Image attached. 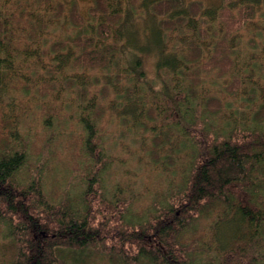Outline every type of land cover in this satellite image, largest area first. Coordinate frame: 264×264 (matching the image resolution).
Returning a JSON list of instances; mask_svg holds the SVG:
<instances>
[{
	"label": "trees",
	"instance_id": "1",
	"mask_svg": "<svg viewBox=\"0 0 264 264\" xmlns=\"http://www.w3.org/2000/svg\"><path fill=\"white\" fill-rule=\"evenodd\" d=\"M145 1L92 0L84 20L74 0H0V107L18 117L11 136L0 112V264H264V0ZM41 111L35 136L22 118Z\"/></svg>",
	"mask_w": 264,
	"mask_h": 264
},
{
	"label": "rangeland",
	"instance_id": "2",
	"mask_svg": "<svg viewBox=\"0 0 264 264\" xmlns=\"http://www.w3.org/2000/svg\"><path fill=\"white\" fill-rule=\"evenodd\" d=\"M65 1H70V0H65ZM74 1L77 4L78 14L84 20L89 19V10H90L92 0H74ZM184 1L202 2L203 5H205L206 7H211V8L217 7L221 3V0H184ZM145 2L147 4H149L148 0H146ZM144 8H146L145 5H143V8L141 7L140 9L135 10L134 11L135 15L131 19V23L133 24V27L136 29L138 28V30H141L142 26L145 24V23H142L140 20H138V18H141L143 20V18H144L143 14H145L147 12V10H145ZM48 32H50V34H49L50 37H52L54 35H57L58 37H60V36H63V35L70 32V26L61 21V22L55 23L54 27L51 25L48 28ZM133 32H135V30ZM151 32H152L151 27H148V29L145 30V33L147 35L142 34L141 37H138V38L136 35L134 36V40H135L137 49H141L142 47H144L145 49L149 48V45L151 43V37H152V35H150ZM246 34H248V32H243L240 36H243V35L246 36ZM237 37H238V35H237ZM236 38L234 40L237 41ZM122 39L124 41V37ZM138 39H139V41H138ZM230 39H232V37H230ZM138 42H139V44H138ZM137 49L135 50L134 48H132V50L135 54H137ZM139 54L143 55L145 53L139 52ZM143 68H144V71L146 73L145 79L146 80H148V79L152 80V82L154 83L153 85H155V86H156V84H159V82L156 80L157 77L155 75L153 54H147L145 56L144 61H143ZM2 80L0 81V84L1 83L7 84V82L9 81V79L3 80V81ZM12 83H14V81H12V82L9 81L8 86L12 85ZM153 88H155V87H153ZM3 96L4 95H0V99ZM9 97L11 99L14 98V100L17 101L18 99L21 98V95L17 94V93H12L9 95ZM236 107L243 110L245 107V104L238 102V105ZM0 112H1V118L3 117L4 122L6 123V124H4L3 130L8 135L16 136V134H17L16 131L10 129L14 124H10L9 122L5 121L6 118H10V119H14L15 121H18V117L15 116V115H17L15 107H12V110L10 111V113H6L5 107H3V108L0 107ZM41 114H42V111L37 113V114H33L32 117L30 118V122H28L26 115L23 116V118H22L23 120H26L27 123H29L28 126L30 127L31 132L33 134H35V136L36 135L41 136L43 133H45V129L42 127L41 122H40ZM105 116H106V114H105ZM105 116H104V118H105ZM104 118H102V119H104ZM110 120H111V117L108 118V123L106 124L107 134H106V136L104 134V140L106 138L105 142H107V144L112 147V149L114 150V153L117 154L118 156L120 155V157H121L120 160L122 161V164L125 163V164L129 165V167H128L129 170H131V168L134 169L135 166H139L136 162V159H138V158L136 157L135 153H138L140 151V149L137 148L138 146L133 144V142L131 141L130 135H128L126 138L123 139V137L120 136L121 130L119 129V125L113 124L114 122L111 124ZM0 122H1V119H0ZM62 125H63V130H64V135H63L64 137L62 136L63 138L60 142L61 143H68L70 145L69 151L61 150L60 148H57V149L52 148V149H48L45 151L46 161L51 166H54L55 169L60 168L67 161H70V155L69 154L74 149V147H73V144L75 142L74 136H75L76 132L79 130V127L77 126V124H73V122L70 120L67 121L65 124H62ZM101 125L104 126V124H100V126ZM190 131L193 134L195 133V130H190ZM206 138L208 139L207 136H206ZM214 138H216L215 135H214ZM202 141H203V139H202ZM121 142H125L128 145H132V146H128L126 151L123 152V151L119 150V148H118V145ZM46 143L49 145H52L48 142H46ZM56 143H58V142H56ZM201 144H203V142ZM41 147H39L38 149H41ZM8 148H9V150L11 149L10 146ZM127 158H129L131 161L129 162L127 160ZM72 168H73V170H80V168L77 165L72 167ZM135 172L137 173L136 180H137V182H139L140 181V175H141L142 171L139 172L136 170ZM122 173H125V172H122ZM58 174L59 173H56V175H58ZM158 181L159 180L157 179L156 182H158ZM227 226H230V225L227 224Z\"/></svg>",
	"mask_w": 264,
	"mask_h": 264
}]
</instances>
